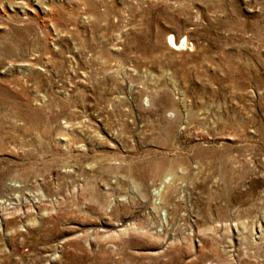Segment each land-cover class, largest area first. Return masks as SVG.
Returning <instances> with one entry per match:
<instances>
[{
	"label": "rangeland",
	"instance_id": "rangeland-1",
	"mask_svg": "<svg viewBox=\"0 0 264 264\" xmlns=\"http://www.w3.org/2000/svg\"><path fill=\"white\" fill-rule=\"evenodd\" d=\"M0 201V264H264V0H0Z\"/></svg>",
	"mask_w": 264,
	"mask_h": 264
},
{
	"label": "bare ground",
	"instance_id": "bare-ground-1",
	"mask_svg": "<svg viewBox=\"0 0 264 264\" xmlns=\"http://www.w3.org/2000/svg\"><path fill=\"white\" fill-rule=\"evenodd\" d=\"M166 44L169 47H172L173 49H181L184 48L186 45L185 39L182 38L181 40H179L177 43L174 42L173 36L172 35H168L166 36Z\"/></svg>",
	"mask_w": 264,
	"mask_h": 264
},
{
	"label": "built area",
	"instance_id": "built-area-1",
	"mask_svg": "<svg viewBox=\"0 0 264 264\" xmlns=\"http://www.w3.org/2000/svg\"><path fill=\"white\" fill-rule=\"evenodd\" d=\"M4 203H5V201H3V202L0 201V205H1V206H2Z\"/></svg>",
	"mask_w": 264,
	"mask_h": 264
}]
</instances>
